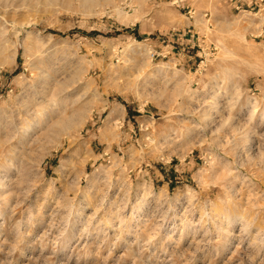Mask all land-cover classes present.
<instances>
[{
	"label": "rangeland",
	"instance_id": "rangeland-1",
	"mask_svg": "<svg viewBox=\"0 0 264 264\" xmlns=\"http://www.w3.org/2000/svg\"><path fill=\"white\" fill-rule=\"evenodd\" d=\"M0 264H264V0H0Z\"/></svg>",
	"mask_w": 264,
	"mask_h": 264
},
{
	"label": "bare ground",
	"instance_id": "bare-ground-1",
	"mask_svg": "<svg viewBox=\"0 0 264 264\" xmlns=\"http://www.w3.org/2000/svg\"><path fill=\"white\" fill-rule=\"evenodd\" d=\"M83 116H84L83 109L76 110L66 118L56 119L55 121H53L51 127H54L53 129H55V132L58 133L60 130H64L72 126L74 122L81 120Z\"/></svg>",
	"mask_w": 264,
	"mask_h": 264
},
{
	"label": "built area",
	"instance_id": "built-area-1",
	"mask_svg": "<svg viewBox=\"0 0 264 264\" xmlns=\"http://www.w3.org/2000/svg\"><path fill=\"white\" fill-rule=\"evenodd\" d=\"M152 57H154V54H152Z\"/></svg>",
	"mask_w": 264,
	"mask_h": 264
}]
</instances>
